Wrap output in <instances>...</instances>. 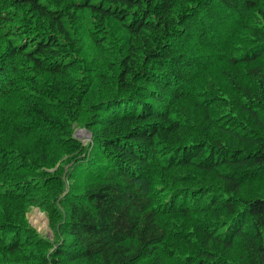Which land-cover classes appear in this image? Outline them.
I'll return each mask as SVG.
<instances>
[{
	"label": "trees",
	"instance_id": "1",
	"mask_svg": "<svg viewBox=\"0 0 264 264\" xmlns=\"http://www.w3.org/2000/svg\"><path fill=\"white\" fill-rule=\"evenodd\" d=\"M158 250L264 264V0H0V264Z\"/></svg>",
	"mask_w": 264,
	"mask_h": 264
},
{
	"label": "rangeland",
	"instance_id": "2",
	"mask_svg": "<svg viewBox=\"0 0 264 264\" xmlns=\"http://www.w3.org/2000/svg\"><path fill=\"white\" fill-rule=\"evenodd\" d=\"M76 128V136H78L79 138L83 139V141L85 142L86 139L88 138V133L84 132V129L82 128ZM62 164V162H58L57 165L52 168L47 170L49 173L53 174L55 173V171L58 169V167ZM47 204L45 206H31L30 210L27 214V219L26 222L28 223L27 225L29 226V229L34 231L40 238L46 239L49 238V242L51 244L54 243V239L52 236V232L49 226V218L48 215L46 213V211L44 210L43 207H46ZM47 208V207H46ZM29 249V248H28ZM32 255H38V256H42V254H46L47 256H51L53 254V248L51 247H39V248H34L32 249V251L30 252ZM162 251L158 250L155 255L147 261L148 264H169L167 260H165L164 258L161 261L162 258ZM165 257V256H164ZM62 262L65 264H73V263H68L66 262V260L64 258H62ZM74 264H84V262H76ZM87 264H94L93 261L92 262H87Z\"/></svg>",
	"mask_w": 264,
	"mask_h": 264
}]
</instances>
